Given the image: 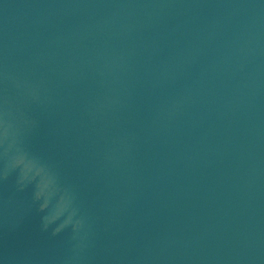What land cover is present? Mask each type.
<instances>
[{"label":"water","instance_id":"obj_1","mask_svg":"<svg viewBox=\"0 0 264 264\" xmlns=\"http://www.w3.org/2000/svg\"><path fill=\"white\" fill-rule=\"evenodd\" d=\"M0 264H264V0H0Z\"/></svg>","mask_w":264,"mask_h":264}]
</instances>
